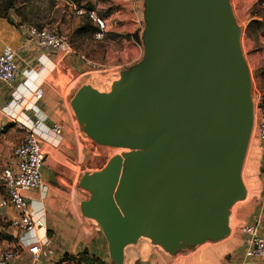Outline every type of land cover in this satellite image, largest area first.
Masks as SVG:
<instances>
[{
	"label": "water",
	"instance_id": "1",
	"mask_svg": "<svg viewBox=\"0 0 264 264\" xmlns=\"http://www.w3.org/2000/svg\"><path fill=\"white\" fill-rule=\"evenodd\" d=\"M144 6L142 61L122 72L110 93L83 86L74 104L97 143H113L105 137L110 128L152 143L134 198L145 230L163 229L164 240L155 242L173 253L179 241L200 244L212 210L244 196L236 174L254 129L252 85L231 0H145ZM102 179L94 174L89 186L92 208L112 259L122 264L124 247L136 244L139 233L117 215Z\"/></svg>",
	"mask_w": 264,
	"mask_h": 264
},
{
	"label": "crops",
	"instance_id": "2",
	"mask_svg": "<svg viewBox=\"0 0 264 264\" xmlns=\"http://www.w3.org/2000/svg\"><path fill=\"white\" fill-rule=\"evenodd\" d=\"M118 1L124 10L127 22L135 28L134 35L139 33L141 37L139 29L144 20V1ZM17 23L12 9L9 10L7 18L0 17V48L10 45L17 52L16 62L19 69L24 72L38 65L36 62L38 58L32 59L31 50L34 49L25 44L23 27L18 28ZM133 44L140 48L137 41L133 40ZM45 53L42 62L48 68L55 67L48 75L49 78L43 80L48 73L47 68L43 72L32 70L33 76L27 83L29 90L24 85L27 77L24 74H21L12 85L0 82V169L11 161L13 150L20 143H10L6 140V136L17 130L20 134L27 133V130L20 129L12 121L9 110L3 111V108L12 101L13 92L16 89H19L26 98V102L16 109L21 122H36L34 112L29 108L34 102L32 91L35 87L41 86L44 91L41 107L46 115L44 124L51 128L55 125L63 128L59 146L55 147L49 141L41 143L44 155L41 177L49 188L48 192L43 193L39 189L24 191L34 212L45 219L46 230L33 234L45 244L38 262L33 263L28 247L20 243L22 234L9 226V222L15 217V212L9 205L4 191L0 192V253L8 250L15 251L11 264H51L53 261L57 264H75L80 256L79 262L83 264L89 261V264L95 262L117 264L112 259L110 241L92 208L95 194L89 186L93 184L94 172L90 166L93 158L92 148L95 144L97 145V142L92 136L90 124L80 118V110L75 106L74 101L83 86H90L101 94L110 93L111 85L119 81V77L112 79L111 82L103 79L111 75L93 80L90 76L91 70L84 68V65L76 61V58L64 59L60 53L50 51ZM141 53V50L139 53L136 49L130 64L135 66L139 63ZM64 67H70L72 74L68 75L64 72ZM107 68L104 72L108 73L109 67ZM121 73L122 70H119L114 75L119 74L121 78ZM74 76L77 78L74 79ZM70 78H72L71 82L74 80V83L70 82ZM86 78H90V81L84 82ZM108 84L111 90L107 88ZM59 111L60 115H58ZM9 125L11 127L6 129ZM259 145L258 176H251V168L248 166L243 175L247 183L258 181L260 189L258 200L260 201L254 207V215L248 219L244 218L243 223H258L264 237V150L261 143ZM238 240L237 243L222 241L219 244H208L192 255L175 256L174 254L172 257L161 253L150 256L139 246L128 244L124 247L122 264H264V258L246 256L247 241L244 235L240 233ZM130 246L134 248L129 249ZM229 255L232 257L230 261H227L226 256Z\"/></svg>",
	"mask_w": 264,
	"mask_h": 264
},
{
	"label": "rangeland",
	"instance_id": "3",
	"mask_svg": "<svg viewBox=\"0 0 264 264\" xmlns=\"http://www.w3.org/2000/svg\"><path fill=\"white\" fill-rule=\"evenodd\" d=\"M10 1L15 3L12 10L18 21V28L35 25L55 30L59 34L67 36L79 54L84 55L92 63L100 65L101 68H91L84 62L75 59L83 64L84 68L91 70L90 76L93 77V80H98L102 78V76L111 75L103 77V79L106 82H111L112 79L119 77L120 81L122 79L120 75H114V73L119 70H122V72L128 71L133 66V64L130 63L135 56L136 49L139 53L140 50L142 51L139 63L143 59L144 41L142 36L147 24V19L144 17L141 23L142 27L139 29V32L141 31L142 42L141 44L139 43L141 49H138V47L133 44V40L136 41L134 38L135 28L131 23L127 22L124 10L121 8L118 0H34L31 2H26L24 0H0V15L5 12L4 7ZM231 4L236 17L237 26L241 32L242 52L247 63L248 75L252 85L250 101L254 107V129L252 131L249 147L244 155V160L237 170L238 174L234 173V176L236 174V176L240 178L244 187V196L229 208L212 210L210 223L200 237L201 243L194 244V247H185L183 242L179 241L177 245L182 244L183 246H180L178 250L172 253L169 251L172 249L169 248L165 251L155 242V240L159 239L164 240V237H162L164 232L163 229H159L157 232L150 231V233L148 230H145L149 228L144 225L143 217L138 215L140 206L138 200L134 198V190L148 168L143 158V153L153 148H149L143 143V140L120 136L119 133L112 128L109 129L105 137H112L113 143L111 145L97 143V145L95 144L94 148H92L93 158L90 169L94 174H101L103 178L101 191L106 193L112 192V198H114L117 208V215L126 218L132 228L139 233L135 246H139L140 249L147 251L150 256L157 253L166 254L171 257L174 254L175 256L192 255L208 244H219L222 241L237 243L239 241L240 227L244 222V218L248 219L254 215V207L260 201V199L258 200L260 194L258 181L247 183L243 174L246 166H248L251 168L250 175L258 176L260 161V142L257 139L256 117H259L260 114L263 113L260 105L264 99V93L262 91L264 90V37L259 35L258 37H248L246 30L250 22L258 19V17L255 16L257 12L264 13V3H262V0H231ZM74 6L85 10H88V6L96 7L95 11L97 15L105 21L106 25L103 38L97 39L96 35L75 36V31L87 21V19L80 18L76 14ZM107 13L110 14L105 18L104 15ZM31 51V57L34 60L37 58L39 59L40 54H43V52L35 49ZM38 59L36 62L39 66L34 65L32 69L28 71L35 70L37 72H43V70L47 68L46 70L48 73L43 80L49 78L48 75H50L55 67L48 68L47 65L40 63ZM105 67H109L108 73L104 72ZM63 70L67 72L68 75L72 74L70 67H64ZM75 78H77V76H74V79ZM71 79L72 78H70V82L72 81ZM65 81L68 82L67 80ZM87 81H90V78L84 80V82ZM115 82H113V84ZM71 83H74V80ZM113 84L111 86H113ZM110 87L108 84L107 88L111 90ZM38 104L41 107L43 99ZM60 114L61 112L59 111L58 115ZM26 135L27 133L20 134L19 130L12 131L10 135L6 136V140L10 143L15 142L18 144L23 141ZM1 170L2 169H0V175ZM252 171H254L253 174ZM111 182H113V184ZM0 192H4L1 179ZM220 229L222 232L218 233ZM144 231H147V233L145 234ZM132 248H134V246L129 247V249ZM226 257L227 261H230L232 256L229 255ZM79 259H77V263L75 264H83L81 261L79 262ZM89 262H85L84 264H89ZM91 264L101 263L95 262Z\"/></svg>",
	"mask_w": 264,
	"mask_h": 264
},
{
	"label": "built area",
	"instance_id": "4",
	"mask_svg": "<svg viewBox=\"0 0 264 264\" xmlns=\"http://www.w3.org/2000/svg\"><path fill=\"white\" fill-rule=\"evenodd\" d=\"M74 9L80 18H86L98 29L95 34L97 39L104 37L105 21L97 15L96 11H88L75 6ZM22 32L28 47L43 52L39 58L40 63H43L44 53L50 51L62 54L64 59L76 58L91 68H101L100 65L92 63L84 55L79 54L70 39L55 30L29 25L23 27ZM16 58L17 52L10 45H4L0 48V82L12 85L21 74H24L27 76L24 85L29 90L27 83L33 76V71L22 72L17 65ZM107 69L105 67L104 70ZM43 94L44 91L41 86L35 87L32 91L34 102L30 104L29 109L34 112L35 123L21 122L18 118L16 109L26 102V98L19 89L13 92L12 101L3 108L5 112L9 110L12 121L20 129L27 130L26 137L15 146L11 161L2 169L0 179L7 201L15 212V217L9 222V226L22 234L20 243L28 247L33 263L38 262L45 244L33 234L40 230H46V223L42 215L38 216L34 212L24 191L39 189L43 193L48 192L49 188L41 177L44 163L41 143L42 141H49L55 147L59 146L63 130L59 125L51 128L44 124L46 115L38 104L42 100ZM256 125L257 139L264 150V112L256 117ZM240 233L245 236L247 241L246 256L264 258V237L259 224L243 223L240 227ZM15 254L16 252L13 250L1 252L0 264H11ZM51 264H57V262L53 261Z\"/></svg>",
	"mask_w": 264,
	"mask_h": 264
},
{
	"label": "trees",
	"instance_id": "5",
	"mask_svg": "<svg viewBox=\"0 0 264 264\" xmlns=\"http://www.w3.org/2000/svg\"><path fill=\"white\" fill-rule=\"evenodd\" d=\"M24 1L31 2L34 0H24ZM262 3H264V0H262ZM14 4L15 3L13 1H10L7 5H5L4 7L5 12L1 14L0 17L7 18L8 11L14 8ZM87 8L89 11L96 10L94 6H88ZM109 14L110 13L105 14L104 17L106 18L107 16H109ZM255 16L258 17V19H255L249 23V26L246 30V34L248 35V37H253V36L258 37V35L261 37H264V13L257 12ZM97 32H98V29L90 21L87 20L75 31V36H78V37L94 36ZM134 38L136 39L138 43L141 44L142 40H141L139 33L135 34ZM262 91L264 93V90ZM260 108L264 112V99H263L262 104L260 105ZM9 127L11 126L10 125L7 126L6 129Z\"/></svg>",
	"mask_w": 264,
	"mask_h": 264
},
{
	"label": "bare ground",
	"instance_id": "6",
	"mask_svg": "<svg viewBox=\"0 0 264 264\" xmlns=\"http://www.w3.org/2000/svg\"><path fill=\"white\" fill-rule=\"evenodd\" d=\"M144 143H145L148 147H151V146L153 147L152 143H150V142H146V141H144ZM164 225H165V224H162V227H164Z\"/></svg>",
	"mask_w": 264,
	"mask_h": 264
}]
</instances>
